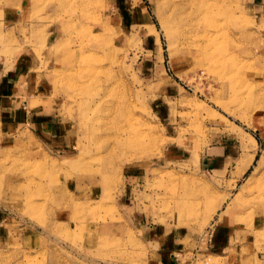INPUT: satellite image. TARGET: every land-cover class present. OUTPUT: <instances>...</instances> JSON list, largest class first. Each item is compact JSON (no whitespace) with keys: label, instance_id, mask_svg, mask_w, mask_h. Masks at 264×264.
Returning a JSON list of instances; mask_svg holds the SVG:
<instances>
[{"label":"rangeland","instance_id":"rangeland-1","mask_svg":"<svg viewBox=\"0 0 264 264\" xmlns=\"http://www.w3.org/2000/svg\"><path fill=\"white\" fill-rule=\"evenodd\" d=\"M0 60V264H264V0H0Z\"/></svg>","mask_w":264,"mask_h":264},{"label":"crops","instance_id":"crops-1","mask_svg":"<svg viewBox=\"0 0 264 264\" xmlns=\"http://www.w3.org/2000/svg\"><path fill=\"white\" fill-rule=\"evenodd\" d=\"M18 65L14 62L6 64L0 60V133L16 130L21 122L28 119H26L24 109L21 107L22 101L24 103L27 101L21 99L25 92L22 88L19 75L20 66ZM229 161L219 162L227 165ZM237 230L239 229L236 228L235 224H231L226 218L214 223L209 229L210 245L215 247L216 251L232 250L240 253L241 249L245 247V234L239 233L240 235H238ZM240 232L243 233V231ZM169 256L168 260L175 264L174 253H169ZM262 256L264 257V254Z\"/></svg>","mask_w":264,"mask_h":264},{"label":"bare ground","instance_id":"bare-ground-1","mask_svg":"<svg viewBox=\"0 0 264 264\" xmlns=\"http://www.w3.org/2000/svg\"><path fill=\"white\" fill-rule=\"evenodd\" d=\"M162 1H164V0H162ZM179 29H180V27H179Z\"/></svg>","mask_w":264,"mask_h":264}]
</instances>
